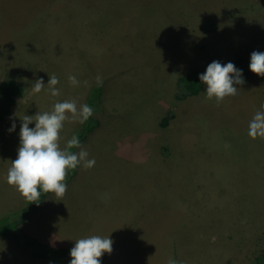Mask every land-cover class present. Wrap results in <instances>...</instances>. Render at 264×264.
I'll use <instances>...</instances> for the list:
<instances>
[{
  "label": "rangeland",
  "instance_id": "374dc122",
  "mask_svg": "<svg viewBox=\"0 0 264 264\" xmlns=\"http://www.w3.org/2000/svg\"><path fill=\"white\" fill-rule=\"evenodd\" d=\"M253 50L264 51V0H0V83L19 87L0 118V219L25 204L5 179L22 117L63 100L79 109L98 88L99 124L75 147L94 165L70 169L64 194L49 193L16 227L55 246L110 235L106 264H256L264 137L248 128L264 111V76L243 73L237 93L219 102L204 86L177 96L184 73L213 59L250 60ZM51 75L58 95L47 84L33 91ZM80 124L65 119L60 148ZM0 264L47 263L0 236Z\"/></svg>",
  "mask_w": 264,
  "mask_h": 264
},
{
  "label": "clouds",
  "instance_id": "9594fccd",
  "mask_svg": "<svg viewBox=\"0 0 264 264\" xmlns=\"http://www.w3.org/2000/svg\"><path fill=\"white\" fill-rule=\"evenodd\" d=\"M248 69L259 76H264V51L253 50L250 53ZM243 69L237 67L234 62H221L213 59L206 65L203 72L198 73L199 81L204 84L207 98L215 97L217 102L228 95L237 93V85L245 83ZM68 79L77 84L74 75ZM58 83L55 75L49 76L46 83L38 78L33 84V91L39 92L47 84V90L52 95H58L59 89L54 87ZM264 109V103L260 105ZM93 112L91 106L83 104L77 108L74 100L56 101L51 111H38L35 115H24L19 129V143L15 159L5 176L6 182L28 201H40L41 192L53 193L60 197L66 191L65 177L67 171L76 168L81 163L84 167H91L95 159H87L88 152L81 148L78 152L70 151L73 146L79 147L80 140L75 134L67 140V146H58L59 130L63 127L66 118L79 119L83 123ZM71 113V117H69ZM11 119V116H10ZM34 121V126L29 123ZM16 128L13 120L7 131L12 132ZM248 134L255 138L264 137V111L257 110L249 121ZM39 203V202H37ZM74 244L69 249L71 259L68 264H102V255L112 251L113 240L109 236L99 235L85 236L73 239ZM49 264H54L50 261ZM168 264H177L175 260H169Z\"/></svg>",
  "mask_w": 264,
  "mask_h": 264
},
{
  "label": "trees",
  "instance_id": "16d2710c",
  "mask_svg": "<svg viewBox=\"0 0 264 264\" xmlns=\"http://www.w3.org/2000/svg\"><path fill=\"white\" fill-rule=\"evenodd\" d=\"M243 50V49H241ZM249 60L245 56L238 55L236 57L235 65L239 68H242L243 73L249 71L248 69ZM198 73L199 70H194L188 73H184L179 77L180 88L182 89L181 94H177L178 97H184L186 95H196L202 89L204 84L199 81ZM19 89L17 83L12 80H4L0 83V118L2 117V113H6L9 111L11 95L13 92H16ZM96 91L98 88L91 90V93L88 98L87 105L91 106L93 109L92 114L79 125L77 130L73 133L79 137L80 142L85 138L86 134L90 132L95 126H98L99 119L95 117V109L98 107L100 103L99 94L97 96ZM96 94V96H95ZM98 102V103H97ZM171 116H165L161 119L160 123L162 126L168 124V121ZM72 135V136H73ZM72 138V137H71ZM67 146V145H66ZM75 147L73 146L70 151L75 152ZM69 170L67 171V174ZM66 174L67 177H69ZM49 193L41 192L39 197L40 201L30 202L25 198V204L22 206L20 211L15 212V217L11 219L9 216H4L0 219V236L4 237L9 241H13L16 239L21 242L22 249L28 253L33 258L39 259L42 262L49 264L50 261L54 262V264H68V261L71 259L69 256V249L72 246H55L46 241L40 240L34 235L19 229L16 227L19 223L27 220L30 213L35 210L40 203L46 198ZM20 212V213H19ZM102 260V264H106L104 262V258H100ZM256 264H264V249L256 257Z\"/></svg>",
  "mask_w": 264,
  "mask_h": 264
}]
</instances>
